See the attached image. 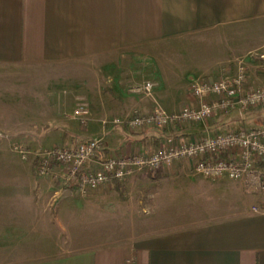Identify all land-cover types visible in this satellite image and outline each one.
<instances>
[{
  "label": "crops",
  "instance_id": "1",
  "mask_svg": "<svg viewBox=\"0 0 264 264\" xmlns=\"http://www.w3.org/2000/svg\"><path fill=\"white\" fill-rule=\"evenodd\" d=\"M262 52L264 0H0V81L9 83L11 67L82 64L81 76H51L54 95L58 85L75 89L72 80L81 79L77 94L90 104L81 134L74 116L64 119L71 139L62 146L101 138L98 159L151 153L169 139L191 141L264 125V107L164 130L111 123L158 106L179 111L193 101L190 88L198 79L235 76L240 63L250 69L248 88L256 87L264 83L256 69ZM150 81L151 95L132 91ZM41 106L30 109L40 113ZM26 107L11 108L22 112L18 119L10 117L11 109H0V264H264V212L253 210L258 196L242 183L227 176L207 179L192 166L181 167L189 161L138 173L125 181L163 185L174 176L180 184L151 194L145 232L124 226L109 198L125 191V181L86 195L60 190L50 175L37 173L34 161L12 150L11 139L34 150L55 147L46 142L41 148V140H32L25 120L35 122L41 134L43 116L28 119ZM170 205L185 211L161 217Z\"/></svg>",
  "mask_w": 264,
  "mask_h": 264
},
{
  "label": "built area",
  "instance_id": "2",
  "mask_svg": "<svg viewBox=\"0 0 264 264\" xmlns=\"http://www.w3.org/2000/svg\"><path fill=\"white\" fill-rule=\"evenodd\" d=\"M259 56L264 74V52ZM249 77V67L240 63L235 76L195 82L191 86L193 101L184 104L179 111L169 113L158 106L148 113L134 111L116 116L111 123L143 132L151 127L164 130L175 125L205 122L212 116L234 109L245 112L264 107V83L248 88ZM132 91L151 95L153 84L134 85ZM88 113L84 106L75 111L82 123L88 120ZM102 143L101 138H86L75 147L34 150L16 145L15 150L22 159L35 162L39 175H50L60 190L81 195L115 181L124 182L138 173L153 174L178 162L189 161L196 173L207 179L227 176L242 183L258 196L253 210L264 212V125H241L234 130L208 133L191 141L169 139L151 153H120L98 159Z\"/></svg>",
  "mask_w": 264,
  "mask_h": 264
},
{
  "label": "rangeland",
  "instance_id": "3",
  "mask_svg": "<svg viewBox=\"0 0 264 264\" xmlns=\"http://www.w3.org/2000/svg\"><path fill=\"white\" fill-rule=\"evenodd\" d=\"M258 60H260V63H259V67H257L256 69L260 73L262 72L260 68V65L262 62L260 56ZM85 69L82 64L58 65V66H53V67L48 65V66H43V67L34 68V69L11 67L10 72L12 73L11 74L12 79L9 80V83H5L4 85L2 84L3 82L0 81V90L4 87L2 91H0V109H2L3 107H5V109L7 108L11 109L13 107H19L22 105H26L27 112L24 111L23 114H25L24 116L25 117L27 116L28 119L30 118H32V120L38 119L37 118L39 116L38 114H41L43 116L42 121H41V123L43 124L42 126L43 129L41 128L42 129L41 134L39 133L37 134L36 131H38L39 129L38 127H35L37 126V125H34L35 122L25 120V123L28 122L26 123L28 125L27 127H29L26 130H28L30 135H32L34 138L32 140H37V141L41 140V143H40L41 148H43L44 145H46V142H48L50 146L66 145L67 143H65V141L71 138H70V132H68L66 130V127L64 126V121H65L64 119L65 118L68 119L69 117L73 118L72 116H74V118L76 119L74 120L79 121V124L77 125L79 126L78 130L81 134L83 132V129L85 128V124L87 123V121L85 123H82L79 120V118L76 116L75 111L79 109L80 107L84 106L89 111L88 113V117H89L90 104L86 102L85 99L81 97V95L77 94V92L79 91L78 89H76L78 87L77 84L79 82H82L81 79H79L80 81L76 79L72 80V83L75 89H72L69 86L58 85L59 93L57 95H54L55 93L54 90L56 91L57 86L55 85L56 81L52 80L51 76L59 75L61 78L62 77H74L76 74H79L81 76L82 70L85 71ZM204 79L201 78L198 80H204ZM63 82H61V84ZM254 87H251V88H254ZM8 90L10 91V94L2 96V93L4 92L8 93ZM64 90H66L67 92H63ZM39 104L42 105L41 106L42 109L40 113L31 111L30 106L32 109H34V106L39 105ZM64 105L66 106V108L70 107L71 109L65 110ZM8 114L10 115V117L12 118L15 117L16 119L23 116L22 112L18 111V109L17 111L12 110V112L10 111L8 112ZM247 115L248 113L246 114V116ZM46 120H50V121L45 123ZM246 125L248 126L250 125V123ZM11 128L12 127H9L8 129H11ZM232 129H235V128H232ZM8 131L9 130H7V132ZM36 134L39 135V138H41V136H44L43 139H36L35 137ZM71 136L72 138H74L73 135ZM81 137L85 138L84 135ZM11 140H12L11 147L13 151H16L15 150L16 145L27 146L24 143H20L18 139H11ZM27 142L28 144L31 143L30 140L28 141L26 140V143ZM183 162H186V161H183ZM190 164L184 163L181 165V167L189 169L191 166L193 167V163L190 162ZM192 171L196 173L194 169H192ZM179 180H180V177H174V176L167 177L166 180L162 182L164 183L163 185L160 184V181H151V180L146 183H139V184L132 180L125 181L124 182V185L126 188L125 191H123L122 194H119V193L116 194V196L114 194V196L109 198L110 201H112L111 206H113V209H114L113 213L117 216H122L124 226L134 224L136 227H139L138 228L139 230L145 232L146 216L148 215L149 210H151L148 207V205L150 201L153 199L151 194H154V196H156L157 194L161 192L160 190L162 188L167 187L169 184L179 186L180 184ZM120 202H122V204H120ZM178 210L179 212L185 211V208H178ZM91 211L93 214L92 217H98V215H95L93 210ZM179 212L175 211V209L170 205L162 210L161 217L163 218L165 217L168 218L169 216L176 217V215ZM97 226L100 227L99 224H97Z\"/></svg>",
  "mask_w": 264,
  "mask_h": 264
}]
</instances>
